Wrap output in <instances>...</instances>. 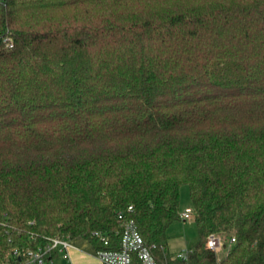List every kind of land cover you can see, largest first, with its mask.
Listing matches in <instances>:
<instances>
[{
    "label": "trees",
    "instance_id": "16d2710c",
    "mask_svg": "<svg viewBox=\"0 0 264 264\" xmlns=\"http://www.w3.org/2000/svg\"><path fill=\"white\" fill-rule=\"evenodd\" d=\"M182 186L187 264H264V0H0V264L118 213L162 262Z\"/></svg>",
    "mask_w": 264,
    "mask_h": 264
},
{
    "label": "built area",
    "instance_id": "2783aa9c",
    "mask_svg": "<svg viewBox=\"0 0 264 264\" xmlns=\"http://www.w3.org/2000/svg\"><path fill=\"white\" fill-rule=\"evenodd\" d=\"M5 44L10 45L9 39L2 40ZM131 211V207L127 208V212ZM180 220L186 221L193 218V210L186 208L180 215ZM117 219L121 221L120 233V249L119 250H95V256L101 264H174L179 262L187 264V257L190 250L183 253H175L170 255V258L164 257L160 262L154 255L156 250L155 245L149 247L144 245L143 239L140 236L135 222L132 218H124L123 213H118ZM102 248L109 246L106 236L95 232L92 234ZM235 242L233 238L229 240V245ZM69 247L68 239H49L46 245L39 247L36 250H28L19 252L13 250L9 254L8 260L3 264H54V255L66 253ZM206 247L213 253L218 255L225 247L223 237L211 235L208 237ZM160 249L165 253L164 248ZM219 264V260L217 263Z\"/></svg>",
    "mask_w": 264,
    "mask_h": 264
},
{
    "label": "rangeland",
    "instance_id": "374dc122",
    "mask_svg": "<svg viewBox=\"0 0 264 264\" xmlns=\"http://www.w3.org/2000/svg\"><path fill=\"white\" fill-rule=\"evenodd\" d=\"M192 208L188 195V187L182 186L179 190V215L186 209ZM167 241L165 244L166 252L170 254L183 253L192 249L198 240L197 230L193 218L173 222L166 231ZM226 247H229V239H226ZM226 250L223 249L217 256L223 257Z\"/></svg>",
    "mask_w": 264,
    "mask_h": 264
},
{
    "label": "crops",
    "instance_id": "0c3cea01",
    "mask_svg": "<svg viewBox=\"0 0 264 264\" xmlns=\"http://www.w3.org/2000/svg\"><path fill=\"white\" fill-rule=\"evenodd\" d=\"M166 250V249H165ZM168 253V252H167ZM169 255H172L168 253ZM54 264H101L93 246L84 239L69 240L66 253L55 254Z\"/></svg>",
    "mask_w": 264,
    "mask_h": 264
}]
</instances>
